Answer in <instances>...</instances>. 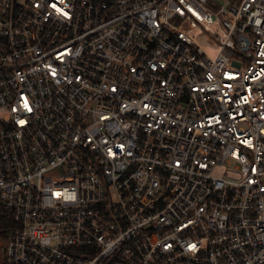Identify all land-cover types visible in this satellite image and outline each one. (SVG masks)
<instances>
[{
  "label": "built area",
  "instance_id": "obj_1",
  "mask_svg": "<svg viewBox=\"0 0 264 264\" xmlns=\"http://www.w3.org/2000/svg\"><path fill=\"white\" fill-rule=\"evenodd\" d=\"M0 264H264V0H0Z\"/></svg>",
  "mask_w": 264,
  "mask_h": 264
},
{
  "label": "rangeland",
  "instance_id": "obj_2",
  "mask_svg": "<svg viewBox=\"0 0 264 264\" xmlns=\"http://www.w3.org/2000/svg\"><path fill=\"white\" fill-rule=\"evenodd\" d=\"M208 30L213 33H217L218 31L217 27L214 24L210 25ZM192 36H193L194 41L206 53L207 56H209L210 58H214L216 56L218 52V46L214 39H212L206 33L199 32V31L195 32ZM219 173H220V170H217L216 174H219Z\"/></svg>",
  "mask_w": 264,
  "mask_h": 264
}]
</instances>
